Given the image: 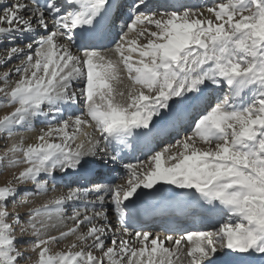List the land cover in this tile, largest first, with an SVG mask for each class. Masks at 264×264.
<instances>
[{
	"label": "snow or ice",
	"instance_id": "1",
	"mask_svg": "<svg viewBox=\"0 0 264 264\" xmlns=\"http://www.w3.org/2000/svg\"><path fill=\"white\" fill-rule=\"evenodd\" d=\"M121 7L0 0V264H264V0Z\"/></svg>",
	"mask_w": 264,
	"mask_h": 264
},
{
	"label": "bare ground",
	"instance_id": "2",
	"mask_svg": "<svg viewBox=\"0 0 264 264\" xmlns=\"http://www.w3.org/2000/svg\"><path fill=\"white\" fill-rule=\"evenodd\" d=\"M131 0H122V2H121V5H122V7L120 8V11L118 10L117 11V13H118V16H121V15H126V11H127V5L129 4V2H130ZM156 1V0H155ZM178 1V3H191V1H189V0H177ZM196 1V0H195ZM152 2H154L153 0H152ZM120 12V13H119ZM38 126H39V124H37ZM154 143V142H153ZM165 143H168V141H163V145L165 144ZM156 144V143H155ZM145 151V153H144V155L142 156V158H134V159H132V160H129V159H127V160H125V161H127V162H131V163H133L134 162V164L137 162V160H143V161H146L147 159L146 158H148V155H149V153H148V151L147 150H144ZM134 152V150H131V151H129V150H126V152H125V154L126 153H130V155L132 154ZM124 154V155H125ZM203 226V225H202ZM152 230L154 231V232H159L158 230H161L160 229V227L159 226H157V225H155V226H153V228H152ZM161 232V231H160Z\"/></svg>",
	"mask_w": 264,
	"mask_h": 264
},
{
	"label": "rangeland",
	"instance_id": "3",
	"mask_svg": "<svg viewBox=\"0 0 264 264\" xmlns=\"http://www.w3.org/2000/svg\"><path fill=\"white\" fill-rule=\"evenodd\" d=\"M191 1L192 5H204V4H207V3H211L212 0H189ZM127 13V11H126ZM125 18H126V15H125ZM10 109H0V115H2L4 113V111H8ZM41 127V125H37V128ZM36 135L35 132L33 133H28L27 136L29 137V141L28 142H31L32 138H34V136ZM158 142H161V141H158ZM158 142H156L155 147L157 148V150H159L160 148H162L164 145L161 143V144H158ZM148 159V158H146ZM143 161V160H141ZM134 163V162H133ZM7 176V173H5L4 175H0V183H2V181L4 180V178ZM160 232V230H158Z\"/></svg>",
	"mask_w": 264,
	"mask_h": 264
}]
</instances>
